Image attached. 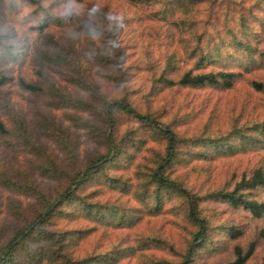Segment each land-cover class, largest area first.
Masks as SVG:
<instances>
[{
	"label": "trees",
	"instance_id": "1",
	"mask_svg": "<svg viewBox=\"0 0 264 264\" xmlns=\"http://www.w3.org/2000/svg\"><path fill=\"white\" fill-rule=\"evenodd\" d=\"M67 1L0 0V13L4 17L20 13L22 6L31 9L29 14L32 16V25L29 30L38 42L33 49L38 63L34 80L21 77L17 80V86L25 93L44 97L50 109L87 113L90 118L70 113H65L64 118L73 128L91 133L105 146V152L89 156L84 164L78 165L75 159L78 141L67 126L44 114L39 115V120L31 126L23 112L12 108L3 92V88L13 80L12 76L7 75V67L24 64L28 46L7 42L11 37L8 30L0 33V142L12 151L34 156L39 162L33 168L39 176L61 184L51 194L37 183L7 177L0 170L1 187L34 201L26 207L17 200L8 203L7 211L14 223L8 229L0 225V264H117L131 255L129 248L119 249L116 246L110 251L79 257L75 254V249L88 230H59L56 223L84 220L101 228L129 230L136 227L144 215H157L163 210L164 204L173 202L174 198L178 201L171 203L169 209L174 215L181 214L183 228L188 236L178 264H193L200 250L210 244L212 228L208 219L202 215V203L220 202L233 210L246 211L256 219L264 218L262 167L251 170L231 189L222 188L202 196L194 194L171 178L173 168L182 160V151H187L197 160H205L234 155L242 149L264 150V121L244 124L232 121L230 130L225 134L212 135L202 131L198 136L181 137L173 129V122L161 120L162 115L140 112L133 106L128 98L129 92L126 91L127 74L116 65L114 67L121 73L119 78L111 74L105 77L108 81L118 79L121 89H124L123 95L107 100L97 88L87 82L81 62L71 54L60 52L50 34L53 28H63L67 20L72 19L68 12L59 10L61 4ZM129 1L146 9L155 8L150 11L151 17L172 25L182 35L179 38L181 56L178 51L176 53L173 50L164 56L162 64L155 65L159 74L152 79V91L158 88L157 85H161V91L174 87L228 91L244 74L251 73L255 67L264 66V55L249 40L250 37L257 39L254 37L258 33L249 27L247 17L239 15L236 19L232 18L231 25L227 19L222 21L225 36L217 33V41L212 40V36L209 37L208 28L216 27V19L212 15L215 0L209 1V13L204 19H200L197 14L208 0ZM258 25L264 31V18ZM87 29H92V26H87ZM94 30L97 34L98 30ZM108 60L106 58V63ZM183 61H191L192 64L188 69L182 70ZM71 67H74V71L68 76ZM56 68L64 69L62 75L66 77V81L89 92L94 102L83 96L67 93L46 74V70ZM248 83L256 92H264V83L254 80ZM122 118L129 119L135 127L119 137ZM142 134L149 141L162 144L163 150L161 154L154 156L150 166L137 172L138 187L133 192L136 205L124 206L119 202L100 200L99 190L93 189L94 185L102 184L108 189L127 194L130 192L131 186L118 172L132 163L139 153H133L139 149V144L146 145L147 139L144 138L141 142L139 138ZM42 138L52 141L66 162L58 159L43 144ZM220 231L226 236L225 241H230L227 247H230L233 255L232 261L227 264H245L253 255L259 238L250 242L244 251L238 242L244 234L240 228L229 226ZM260 238H264V228L260 231ZM159 240L160 238L148 239L152 243L156 241L166 245L164 240ZM211 247L216 251L219 244L214 243Z\"/></svg>",
	"mask_w": 264,
	"mask_h": 264
},
{
	"label": "rangeland",
	"instance_id": "2",
	"mask_svg": "<svg viewBox=\"0 0 264 264\" xmlns=\"http://www.w3.org/2000/svg\"><path fill=\"white\" fill-rule=\"evenodd\" d=\"M209 1L211 0L200 7V13L197 14L200 19H204L209 13L207 8ZM259 2L261 1L215 0L212 15L216 19V27L208 28L209 37L212 36L211 39L217 41V33L225 36L222 21L227 19L231 25V19L241 15L248 18L249 27L258 33L254 37L257 39L249 38L251 44L256 45L260 54L264 55V31L258 25L264 18V1L257 5ZM153 9L155 8L135 6L129 0H84L82 3L68 0L61 4L59 10L68 12L72 19H68L63 28H53L50 34L60 52L71 54L81 62L83 76L87 82L93 88H97L107 100L123 95L124 89H121L118 79L108 81L105 77L111 74L119 78L121 73L114 65L118 66L127 74L126 91L129 92L128 98L133 106L140 112L162 115L161 120L173 122V129L181 137L198 136L202 131L212 135L225 134L230 130L232 121L238 124L264 121V92H256L248 83L250 80L264 83V66L255 67L251 73L244 74V77L228 91L178 87L161 91V85H157L158 88L154 91L150 89L152 79L159 74V69L155 65L162 64L164 56L173 50L176 53L178 51L181 56L179 38L182 37L181 32L179 33L172 25L151 17L150 11ZM20 10L18 14L9 15L10 18L7 17L8 14L4 17L0 13V33L8 30L11 34L7 42L28 46L25 63L7 67V75L12 76L13 80L3 88L5 97L15 111L25 114L31 126H34L41 114L49 115L54 121L67 126L78 141L76 162L78 165L84 164L89 156L105 152V146L88 131L73 128L65 120L64 114L70 113L84 118H90L89 115L74 110L50 109L44 97L25 93L17 86V80L21 77L34 80V71L38 68L33 55L34 46L38 45V42L29 30V26L32 25L30 21L32 16L29 14L31 9L22 6ZM87 26H92V29H87ZM94 28L98 30L97 34ZM106 58L109 59L107 63ZM191 64V61H183L181 69H188ZM73 68L71 67V73H67L68 76L73 74ZM236 69L238 70L237 67ZM63 70L50 69L46 70V74L58 82L67 93L94 100L89 92L66 81V77L62 75ZM134 127L135 124L129 119L122 118L119 137ZM139 138L141 142L146 138V145L139 144L141 149L133 152L137 154L139 151L132 163L118 172L131 186L130 192L127 194L113 191L102 184L94 185L93 189L99 190L100 200L119 202L124 206L136 205L133 192L137 191L138 187L137 172L145 166H150L154 156L161 154L163 150L162 144L149 141L145 135L142 134ZM41 141L58 159L66 162L52 141L46 138H42ZM181 157L182 160L173 168L171 178L199 196L222 188L231 189L251 170L264 168V150L259 149H242L234 155H222L205 160H197L187 151H182ZM38 162L34 156L12 151L0 142V170L6 173L7 177L19 181H32L39 184L44 191L53 194L61 184L39 176L33 168ZM261 196L264 197V192ZM12 200L19 201L24 207L34 202L0 186V225L6 229L14 223L7 211L8 203ZM177 201L174 198L173 202H166L163 210L157 215H144L137 226L129 230L101 228L84 220L70 223L60 221L56 223V228L88 230L89 233L83 234L85 238L75 249V254L79 257L110 251L118 246L119 249L129 248L128 252L131 255L117 264H178L188 242V236L183 228L181 214L174 215L169 209L171 203ZM201 207L202 215L210 222L212 233L210 244L200 250L193 264H227L232 261L233 255L230 247H227L230 241L226 242V236L224 237L220 231L221 228L229 226L238 227L244 232L238 241L244 251L250 242L259 238L253 255L245 264H264V238H260L264 218L256 219L246 211L233 210L220 202H204ZM157 238H160L159 241L164 240L166 245L148 241ZM214 243L219 244L216 251L211 247Z\"/></svg>",
	"mask_w": 264,
	"mask_h": 264
}]
</instances>
